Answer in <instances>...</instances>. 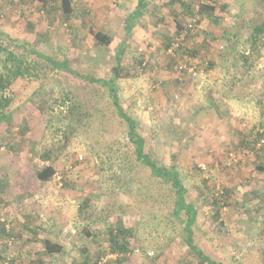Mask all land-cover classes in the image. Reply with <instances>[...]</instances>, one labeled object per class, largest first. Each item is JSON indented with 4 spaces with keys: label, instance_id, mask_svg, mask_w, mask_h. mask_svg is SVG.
Masks as SVG:
<instances>
[{
    "label": "rangeland",
    "instance_id": "1",
    "mask_svg": "<svg viewBox=\"0 0 264 264\" xmlns=\"http://www.w3.org/2000/svg\"><path fill=\"white\" fill-rule=\"evenodd\" d=\"M147 1L130 36L126 21L137 0H74L70 18L51 10L52 0H0V30L92 79H111L118 63L121 105L140 121L152 158L178 168L187 202L198 211V247L224 264H264V150L255 151L242 135L245 124L264 125V106L246 101L264 95V44L255 47L253 41L255 27L264 23V1L209 0L221 15L215 19L199 17L198 0H182L191 4V16L177 2L169 7V17L163 16L166 4ZM196 17L197 32L172 58L169 40L186 33ZM99 31L112 39L110 45L96 41ZM139 31L149 41L141 44ZM26 57L38 63L39 78L28 75L8 87L4 96L11 102V119L0 126V179L8 183L0 188V233L7 224L12 235L8 241L0 235V264H92L117 254L113 238L123 223L136 230L130 247L158 254L152 264H207L183 241L170 189L130 158L133 147L126 145L125 125L107 89L91 79L50 71L35 53ZM247 57L251 64L245 63ZM180 63L193 64L201 77L180 73ZM248 69L260 77L252 81ZM236 75L244 78L235 86L244 100L222 101L218 91ZM67 95L87 115L95 114L78 137L58 129L63 108L55 100ZM25 122L28 128L22 130ZM46 123L50 129H44ZM49 151L54 159H43ZM49 165L55 175L41 183L36 171ZM46 240L62 253L45 254ZM120 256L111 264L143 262L136 255L124 261Z\"/></svg>",
    "mask_w": 264,
    "mask_h": 264
},
{
    "label": "trees",
    "instance_id": "2",
    "mask_svg": "<svg viewBox=\"0 0 264 264\" xmlns=\"http://www.w3.org/2000/svg\"><path fill=\"white\" fill-rule=\"evenodd\" d=\"M261 1L263 2L264 0ZM58 2L60 3V7L59 4H57L56 0L54 1L52 0L51 3H54L55 7H52L50 9L51 10L59 9L62 15L65 16V18H70L74 12V0H58ZM137 2L138 3L136 6V10L131 14H129L128 19L126 21V32L128 35L131 34L133 29L137 25L139 18L144 15L149 5L148 4L149 2L147 0H137ZM181 5L184 8H189V12L191 16V8H190L191 4L189 3L187 4L183 2ZM216 10H217L216 5L210 3V5H201L196 13L199 15V17H207L210 19H215ZM262 15L264 16V13ZM161 21L164 20L162 19ZM164 23H166V21H164ZM185 32H186L185 38L189 37V34H194V31L190 29H188ZM253 32H254L253 41L255 42L254 46L255 47L262 46L264 44V38H263L264 23L261 26H256ZM180 34H181L180 32H177L176 36ZM94 37L96 41L101 45H110L112 43V39L109 36L103 34V32L101 31L95 33ZM167 37L168 36L165 35L164 38L166 39ZM172 41L173 38L169 40L168 45H171ZM18 42L20 41L0 30V126L8 123L11 119L8 109L11 102L10 99L4 96L5 91L8 89V87L12 86V84L15 83L17 80L26 77L28 75L39 78V74H38L39 71L37 66L38 63L33 62L32 60L30 61L26 57L27 52L35 53L39 55L41 58H44L46 64L50 67V71L56 69L62 70L64 72L72 74L76 78L84 79V80L91 79L89 81L95 83L97 82L101 87L107 89L109 96L112 100V105L115 109V112L125 125L126 139H127L126 145L128 146L131 145L133 147L132 150L133 157L130 158L134 160V162L138 165L139 168L149 170L151 178L155 179L157 182L159 181V183H161L163 186H167L170 189L171 192L169 193L172 194L174 198L173 217L175 219L178 218V220L181 222V225L184 228L182 231V238L185 244L187 245V247L190 249L191 253H193L198 259H200L204 263L224 264L222 262H217L215 259L205 254L198 247V244L194 240V233H195L194 226L197 224L196 222H197L198 211L192 204L187 202L186 199L187 189L183 184L178 168L174 165L167 166V165L159 164L154 158H152L151 154L147 152L146 139L140 132V121L137 118L128 115L125 109L123 108V106L121 105L118 95V89L115 84V81L119 77V64L117 63L113 68L114 75L111 79L109 80H100L94 78L92 79L89 78L88 76H83L79 74L78 71L76 72L75 70H72V68L70 67L69 63L66 60L60 61L54 58L46 57L44 55H41L35 49L30 50L28 44L23 42L16 44ZM183 42L184 41H182L181 43V47ZM12 45L17 48L23 49V52L18 54L15 49H12ZM247 59L245 63L251 64L250 63L251 58L247 57ZM134 64L135 63H133V65ZM214 66H215L214 62H210L208 64V69H212ZM255 72L256 71L254 70L252 72L251 69L247 70L248 76L252 79V81H254L255 78L257 80V78L260 77L257 76ZM243 80L244 78L239 77L238 75L232 78V81L228 82L227 84L224 80L223 81V83L225 82V85H223L224 91L223 90L218 91L219 96L217 97L227 103L243 101L244 98L240 97L237 91L235 90L236 84L242 83ZM218 98H215V100ZM215 100H211L213 102V105ZM252 100L256 101L260 106H264V95L256 96L251 100L249 98H246L247 102H250ZM55 103L56 104L59 103V106L63 108V110L60 112V115L58 117L59 118L58 120L60 122L59 124L60 126L58 127V129L64 134V136L78 137L81 135L80 131H83L84 133L88 131V126L91 123L92 118L95 117V114L91 116L87 115L82 108H80L75 103L70 102V97L68 95L60 102H58V100L56 99ZM47 108L53 109L54 108L53 104H49V107ZM40 111L43 112L44 107H42ZM26 124H27L26 122L22 123L20 125L21 126L20 128L22 130H26L28 128ZM50 128L51 125L46 123L44 129H50ZM262 129H264V125L261 126L253 125L247 128L245 124V133L244 132L242 133L243 140L246 141L248 145H251L255 151L264 150V147H262L261 149H258L256 147L257 142L261 137L260 130ZM43 159L53 160L54 156L52 152L49 151L47 152V154ZM260 168L263 169L264 167L261 166ZM104 171L105 170H102L101 172ZM55 172L56 170L53 165L44 166L37 169L36 176L41 183H45L51 180V178L55 175ZM5 185L8 186V183L4 182L3 179H0V188L4 187ZM9 232L10 231H8L7 228L5 226L3 227L2 225L0 235L3 236V238H6V241H8V239L12 236ZM135 235H136V230L127 228L123 223V228L121 227L119 234H116L115 237L113 238L114 245L117 248L114 251H118L115 253L123 254V261L125 259H130L133 255H136V257H138L140 260L143 261L141 264L144 263L152 264L158 258L157 257L158 254L155 251L153 250L145 251L143 250L144 248L142 247L140 248L135 245H133L132 247L129 246L130 240L134 239ZM43 250L44 253L47 255H60L63 251V248L46 240L43 242ZM149 252H153L154 255L149 256ZM92 264H96V261Z\"/></svg>",
    "mask_w": 264,
    "mask_h": 264
},
{
    "label": "built area",
    "instance_id": "3",
    "mask_svg": "<svg viewBox=\"0 0 264 264\" xmlns=\"http://www.w3.org/2000/svg\"><path fill=\"white\" fill-rule=\"evenodd\" d=\"M210 3L211 2L209 0H198V3H197L198 8H196V9L198 10L201 5H210ZM199 24H200V18L196 17L194 20H192V22L187 26L186 29L187 30L190 29V30L194 31V33H195L197 31V29L199 28ZM185 36H186V34L182 33L173 39L172 44L167 51V54L169 56H171L172 58L177 57L178 50L181 47V43H182V41H184ZM143 48L144 47H141L140 51H143ZM145 65H147V62L142 63V67H144ZM177 70H179L180 73L188 74L193 79H197V78L201 77V75H202V72H199L197 67L194 66L193 64H190V63L189 64L180 63L177 66ZM260 134H261V137L259 138V141L257 142V145H256V147L258 149H261L262 147H264V129L260 130ZM80 160L82 161V157H79V161ZM203 168L205 169V166H203ZM56 178L59 181L62 180V177H60L58 175L56 176ZM73 203H75V202H73ZM1 221L3 223H6L5 219H1ZM5 225H6L7 230L9 231L10 226L7 224H5ZM153 255H154L153 252H149V256H153ZM118 257H121L120 254H118V253L117 254H110V255L105 254L99 258V260L96 262V264H111L110 260H116ZM6 264H9V263L7 262Z\"/></svg>",
    "mask_w": 264,
    "mask_h": 264
},
{
    "label": "crops",
    "instance_id": "4",
    "mask_svg": "<svg viewBox=\"0 0 264 264\" xmlns=\"http://www.w3.org/2000/svg\"><path fill=\"white\" fill-rule=\"evenodd\" d=\"M175 0H157V2H156V4H158V5H160V4H166L167 6L166 7H168V9H165L166 10V12H163V16L164 17H169L170 15H171V12H170V10H169V7L171 6V5H173V4H175V3H181L182 4V0H176L175 2H174ZM173 2V3H172ZM164 10V9H163ZM173 15H175L174 13H173ZM177 15V14H176ZM218 15H220L219 13H218V8H217V10H216V17L218 16ZM221 16V15H220ZM173 17V16H172ZM176 18V17H175ZM164 24H167V26H169V24H171V22L169 23V21L168 22H166V23H164ZM160 27H162V28H164L165 27V25H162V26H160ZM137 40L141 43V44H144L145 43V41H149V35L147 36L146 35V33L144 32V31H139V32H137Z\"/></svg>",
    "mask_w": 264,
    "mask_h": 264
}]
</instances>
